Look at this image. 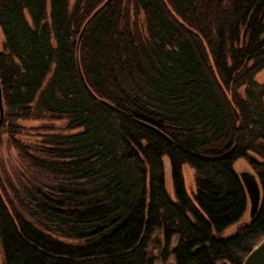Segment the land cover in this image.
Segmentation results:
<instances>
[{
    "label": "trees",
    "instance_id": "obj_1",
    "mask_svg": "<svg viewBox=\"0 0 264 264\" xmlns=\"http://www.w3.org/2000/svg\"><path fill=\"white\" fill-rule=\"evenodd\" d=\"M108 1L0 0V132L52 181L0 174V264H242L264 238V0ZM47 116L64 129L17 137ZM240 161L261 204L224 237Z\"/></svg>",
    "mask_w": 264,
    "mask_h": 264
},
{
    "label": "rangeland",
    "instance_id": "obj_2",
    "mask_svg": "<svg viewBox=\"0 0 264 264\" xmlns=\"http://www.w3.org/2000/svg\"><path fill=\"white\" fill-rule=\"evenodd\" d=\"M3 42H4V35L2 33V30L0 29V48L2 47ZM256 79L259 82L264 83V72H262V74L260 73ZM19 124L26 127L27 129L24 130V132H22V134H19L17 137L26 144H36L38 142H41V138H42L41 134L43 133V131H36L35 129L47 125V126H53L54 129L56 130H62L66 125V121L64 119L52 120L47 116L45 117L44 120H40V121L21 120L19 121ZM8 134L9 133L5 132L4 130L0 132V174L3 180L7 183L8 186L13 185L18 190L29 185H35L42 190L44 189L47 190L46 187L51 186L52 181L49 180L48 176L30 170L27 166H25L21 162L19 153L12 146L10 135ZM236 164H237L236 169L238 173L250 172L254 174L251 167L247 165V163H245L244 161H240ZM183 172L186 181L185 187L187 188L188 194L191 197H193V195L196 193L195 170L191 168L189 165H184ZM8 186L7 188L9 189ZM169 188L172 193V196L174 197V193L170 183H169ZM250 221H251V216H250V206H249L248 211L246 212L244 218L238 223V225L236 224L234 226H231V228L227 229V231L224 233L223 236L228 237L230 235H233L234 233L237 232L240 225L244 223H248ZM155 245H158V243H154V245H152V247L150 248L151 251L154 250V252L158 254V250L156 249ZM1 262H2V252L0 249V263ZM157 264H161V262H159L158 260Z\"/></svg>",
    "mask_w": 264,
    "mask_h": 264
},
{
    "label": "water",
    "instance_id": "obj_3",
    "mask_svg": "<svg viewBox=\"0 0 264 264\" xmlns=\"http://www.w3.org/2000/svg\"><path fill=\"white\" fill-rule=\"evenodd\" d=\"M110 1L111 0H109L108 2H110ZM88 23H89V21L86 23V25L82 31V34H84V31H85ZM82 34L79 37L78 44L80 43V41L83 37ZM79 70L81 72L80 67H79ZM81 78H82L86 88L88 89V91L91 92L90 88L88 87V85L85 82V79L83 77L82 72H81ZM2 101H3V98H2L1 88H0V114H1L0 126H1L3 119H4V105H3ZM238 174H240L242 182H243V184H244V186L248 192L249 199H250V204H249L250 205V216H251V218H254L259 211L261 199H262V194H261L262 191H261L260 183H259L258 178L255 174H252L250 172H246V173L243 172V173H238ZM242 264H264V238L261 240L260 244L258 243L253 248V250L250 252V254H248V256L246 257V259L244 260V262Z\"/></svg>",
    "mask_w": 264,
    "mask_h": 264
}]
</instances>
